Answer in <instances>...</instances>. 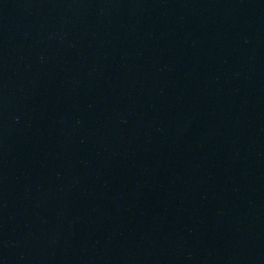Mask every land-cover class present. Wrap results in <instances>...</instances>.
Segmentation results:
<instances>
[{
	"label": "water",
	"instance_id": "95a60500",
	"mask_svg": "<svg viewBox=\"0 0 264 264\" xmlns=\"http://www.w3.org/2000/svg\"><path fill=\"white\" fill-rule=\"evenodd\" d=\"M0 264H264V0H0Z\"/></svg>",
	"mask_w": 264,
	"mask_h": 264
}]
</instances>
